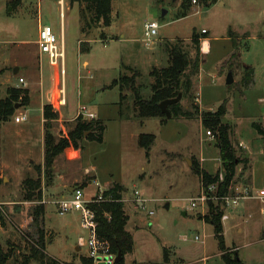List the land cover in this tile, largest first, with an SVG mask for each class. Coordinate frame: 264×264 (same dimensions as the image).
<instances>
[{"label":"rangeland","instance_id":"1","mask_svg":"<svg viewBox=\"0 0 264 264\" xmlns=\"http://www.w3.org/2000/svg\"><path fill=\"white\" fill-rule=\"evenodd\" d=\"M184 13L187 16L178 18ZM153 21L160 28L147 47L144 25ZM41 25L51 26L58 39L63 38V75L60 66H51L45 60L40 77L36 42ZM204 29L205 35L201 34ZM194 31L200 37V72L192 76L191 94L180 100L193 118H171L165 124L153 118L141 123L132 93L125 90L121 102L119 88H112L111 83L121 74H133L126 68L136 69L140 73L137 83L143 96L149 98L154 81L150 72L168 66L170 46L180 43L195 56ZM102 34L106 41H102ZM206 38L210 42L208 54L202 52ZM81 44L89 45L90 51L80 52ZM85 61L88 66H84ZM230 73L232 85L227 84ZM20 77L31 89L34 107L40 96L34 92L42 82L48 100L65 98V118L86 107L106 125L103 143L83 141L80 149H68L57 158L55 173L65 175L70 187L87 188L92 179L83 173L93 168L91 175L97 177L101 188L109 184L110 188L116 184L123 187L126 230L134 239V250L124 256V264H225L223 253L232 258L237 254L243 264H264V218L258 202L248 200L246 209L239 208L236 216L223 222L222 252L215 228L208 223V210H192L190 201L206 191L194 166L211 174H224L217 137L213 132L208 135L209 129L203 125V114L217 111L224 103L227 114L223 121L231 129L233 149L238 159L248 161L236 168L232 194L242 193L249 184L253 188V183L246 182L252 161L253 190L264 186V135L254 127L257 123L264 132V0H220L210 6L194 4L193 0H168L164 5L157 0H114L109 27L96 20L88 4L73 0H0V99L7 97L11 87L25 88ZM33 122L38 128L37 120ZM75 122L62 119L54 123L52 132L57 139L65 137ZM11 128L0 131L2 161L10 176L0 170L5 178H0V211L5 222L0 229L1 246L6 251L12 247L14 257L19 259L29 255V246L39 238L34 211L43 206L48 258L81 264L82 258H88V250L77 251L79 238L87 237L88 232L81 227L80 214L57 212L52 203L60 199V194L48 189L44 175L42 199L24 201L22 183L31 176L22 173L26 169L23 163L29 156L38 162L41 153L37 145H33L34 155L25 145L19 148L18 128ZM141 134L156 136L148 156L139 146ZM32 172L36 179L38 171ZM136 191L147 200L144 208L133 203ZM243 205L244 201L240 207ZM30 264L40 263L34 260Z\"/></svg>","mask_w":264,"mask_h":264},{"label":"trees","instance_id":"2","mask_svg":"<svg viewBox=\"0 0 264 264\" xmlns=\"http://www.w3.org/2000/svg\"><path fill=\"white\" fill-rule=\"evenodd\" d=\"M80 4H88L95 12L96 20L103 22L105 27H109L112 24V11L114 0H73ZM196 4L210 6L217 4L220 0H195ZM158 4L164 5L168 0H157ZM83 16V15H82ZM187 16L184 13L180 17ZM84 17V16H83ZM85 18V17H84ZM207 33H203L205 35ZM231 34L233 45L237 48L234 35ZM104 39V35H101ZM192 41L196 47V54L192 57L185 49L176 43L168 48L169 61L168 66L165 68H153L150 72V76L153 78L151 84V96L145 98L142 94V87L138 85L137 78L140 73L133 68H126L127 71L132 72L131 76L121 74L118 79H115L111 87L119 88L121 95V102L125 99L123 92L130 91L133 95V106L136 113V117L139 120L145 119H159L162 124L168 122V118L162 113L160 104L169 99H175L180 94L182 96H189L192 90V76L197 75L200 72L201 55H200V37L193 32ZM87 48V49H86ZM81 51H90V46L83 47L81 44ZM235 56V54L233 55ZM188 72H190L188 74ZM251 80V79H250ZM120 102V105H121ZM30 104V95L27 89L11 87L7 90V97L0 99V124L10 121L16 114V105L27 106ZM198 110L197 107H194ZM55 108L52 105L45 106L44 117L45 123V157L44 165L37 166L36 170L39 176L35 179L32 177L26 178L22 183V190L24 194V201H40L42 199V187L44 175L47 180V186H49L55 177V162L56 159L66 152L68 149L73 148L75 150L80 149L83 141L99 142L103 143L106 125L100 120H86L83 117H79L76 121V125L71 129L65 137L57 139L53 134L52 129L54 122L59 119V115L54 111ZM169 110L173 119L177 118H193L194 114L191 111L183 109L180 102L169 106ZM196 111L195 113H197ZM227 114L225 103L219 107L215 112H205L203 114V125L209 129L217 137V147L220 152V159L224 169L223 181L220 180V174H209L207 171L201 170L198 166H194V169L201 178V183L204 188H208L210 185H217V195L223 196L232 194V187L234 185V179L236 176L237 166L248 161L244 159L241 161L237 158L236 152L233 149L231 143V129L224 123V118ZM121 117L123 118V110L121 109ZM254 127L259 131L260 135H264L260 125L255 123ZM156 142V136L153 134H141L139 136V146L146 151V156L149 155L152 146ZM2 179H0V185ZM83 188V187H82ZM123 187L120 185H114L105 193V196H113L118 201L112 203H103L94 205L92 208L97 212L98 217V234L100 238L107 241L111 245L112 252L118 254L122 251L123 257L133 252L134 239L133 236L126 230L128 223V217L125 212L124 202L122 199ZM34 225L37 229V235L39 236L37 243L31 244L30 253L22 257V259L14 257V249L10 247L7 251L0 244V264H30L31 261H39L40 264H69L61 263L54 259H49L46 254L45 234L42 229L44 223L45 209L43 206H37L34 211ZM4 214L0 211V229L5 226ZM108 215L109 217H106ZM208 223H211L216 232V237L220 242L221 250L224 252V228L222 222V216L224 210L220 202L208 203ZM223 262L225 264H243L237 257L228 256L226 253L222 255ZM81 264H94L89 258H82ZM119 264H124V258Z\"/></svg>","mask_w":264,"mask_h":264},{"label":"built area","instance_id":"3","mask_svg":"<svg viewBox=\"0 0 264 264\" xmlns=\"http://www.w3.org/2000/svg\"><path fill=\"white\" fill-rule=\"evenodd\" d=\"M196 4V1L193 0ZM160 25L158 22H147L144 25V42L147 47L153 44V37L158 34ZM207 33L206 30L202 31ZM39 50L42 54L46 55L51 66H60L62 75L65 72V60L66 52L63 39L55 35L53 29L49 25H42L39 30L38 41ZM206 44V43H204ZM205 45L202 46V52L208 54L205 50ZM20 83L25 85V80L20 79ZM65 104V100L62 101ZM79 117H83L86 120H95L96 115L88 110L86 107H81L79 111ZM27 118L25 116L16 118V122L20 123L25 121ZM211 135V132H208ZM88 173V172H87ZM223 175L220 176V180L223 181ZM94 186L98 187L93 195H88L85 188L76 187L73 192L68 197L60 198L52 203L57 212L60 215H68L72 213H78L81 216V227L88 232L87 237H80L78 246L83 249L88 250L87 257L93 261L94 264H99L101 262L107 264H115L116 255L112 252L111 245L109 242L104 241L100 238L98 234V217L97 212L92 208L94 205H99L103 203H112L118 201L113 196H105V193L109 189L101 188L99 183L94 180ZM218 187L213 184L210 185L206 191L203 190L202 194L194 199H191V209H196L198 207L203 208V210H208L209 202H220L222 209L224 210V215L222 216V222H227L230 219V214L240 207L243 201L253 200L259 203L260 213L264 218V187L252 191L249 188L244 189L242 193L237 195L227 194L223 196L217 195ZM135 198L133 203H138V205L144 208L147 203L146 199L141 198L138 191L134 193ZM122 202H124L122 195ZM46 201H44L45 203ZM150 215H153L151 212ZM106 217H109L106 215Z\"/></svg>","mask_w":264,"mask_h":264},{"label":"crops","instance_id":"4","mask_svg":"<svg viewBox=\"0 0 264 264\" xmlns=\"http://www.w3.org/2000/svg\"><path fill=\"white\" fill-rule=\"evenodd\" d=\"M41 26L39 27V30H40ZM201 34H202V32H201ZM205 40H206V44H205V47L204 48L209 53V51H210V42H209V40L207 38ZM207 40H208V43H209L208 45H207ZM102 41H106L105 38L102 39ZM80 52H82L81 51V46H80ZM204 54H206V53H204ZM45 57L46 56H44V54H42L40 52V50H39V62H40L39 63L40 64V66H39V72H40V77H41V72H42V62L45 61V60H48V58L46 57V59H45ZM84 66H88V62L87 61L84 62ZM21 78L24 79L25 80V83H26L25 85H23L25 87L23 89H27L29 91L30 104L27 105V106H19V108L16 109V117L14 116L10 121L1 123L0 124V131L1 130L10 131V129H14V128H11V127H15V129L18 128L17 131H16V133H17V135L20 138L19 139V143H18V145H20L19 148H21V145H25L26 147H28V150H29L30 155H34L33 154V152H34L33 145H37V147L39 148L40 153H41L40 160H38V162H35L37 159H33L32 156H29L25 160V163L26 162H29L30 163L29 166L28 167H24L25 163H23V168H26V169H24V171L22 173H25L27 175V177L28 176H31L32 177V173H33L32 171H34L37 166H39V165L43 166L44 165V157H45V123H46V120H45V117H44L45 106L46 105H52L55 108L54 111L57 112L58 114H60V119H58L54 123H56L58 121H62V119L66 120L68 122L77 121L78 115H79V111H80L81 107H79L77 109L76 113L72 117L65 118L63 116V113H62L63 108L67 106V103H66L65 98H62L59 101H57L55 99L54 100H48L47 99V96H46V92L44 91V89L42 87V82H41V88L39 89V91L38 90H35V92H34L36 94H40V96L38 98L39 101L36 104L37 107H34L33 106L34 105L33 104L34 101H33V97H32L33 95H32L31 89H29V87H26L27 86V81H26V79L24 77H20L19 78V82H20V79ZM42 80L40 78V81H42ZM18 88H20V87L18 86ZM63 100H65V104L62 103ZM21 109L24 110L23 111L24 113L18 115L17 112H19V110H21ZM92 113H94V112H92ZM22 116H25L27 119L25 121H23V122H20V123L16 122V118H19V117H22ZM30 119H32V120L29 123V120ZM34 119H36L37 122H38V124H39L38 128H35V123L33 122ZM96 119H97V115H96ZM140 121H141V123H144V120H140ZM22 123H29V124H27V125H25L23 127L22 126ZM160 123H161V121H160ZM75 125H76V122H75ZM75 125H74V127H75ZM34 129H36V131H38L37 134H35ZM0 146H1V143H0ZM34 165H36V166H34ZM250 166H251L250 167V172L248 173V176L246 177V182L248 181V182L253 183V188H254L255 183L252 180L253 179V174H252L253 173V161L250 162ZM54 169L55 170L57 169L56 162H55ZM0 170L3 172V174L6 173V176H9L8 173H7V171H6L5 164L2 161V149H1V147H0ZM93 171H94L93 168L92 169L86 168L85 169V172L83 173L84 175H87V174L90 175L91 176V179H92V181H91L92 183L91 184H88L87 185V188H85V191L87 192L88 195H93L95 193V191H96V188H94L95 186H94L93 182H94V180L97 181V177L95 175H91ZM55 174L56 175L54 177V181L48 186V189L50 191L54 192V194H60V198L70 196V194L73 192V190L76 188V186L75 187L68 186L66 184V182H65L66 181V179L64 177L65 175H61V174H57V173H55ZM209 174H211V173H209ZM263 174H264V172H263ZM212 175H215V174H212ZM0 178H4V176L0 175ZM82 178L83 177H80V179H82ZM80 179L75 178V181H79ZM68 181H71V178ZM263 184H264V179H263ZM116 185H118V184H116ZM110 186H111V184H109L105 188L106 189H110ZM263 187L264 186H261V188H263ZM65 188H66V193L64 192ZM246 188L252 189V191L255 190V189L253 190V188L251 187L250 184L247 185V186H244L243 189H246ZM126 190L127 189L125 188L124 191H126ZM246 207H248V201H244V205L241 206V207H239V208L246 209ZM239 208H237L236 210H238ZM235 211L230 214V219L228 221H230L234 216H236L235 215ZM149 224H152V222L149 223ZM81 250L82 249L78 246L77 251H81Z\"/></svg>","mask_w":264,"mask_h":264},{"label":"water","instance_id":"5","mask_svg":"<svg viewBox=\"0 0 264 264\" xmlns=\"http://www.w3.org/2000/svg\"><path fill=\"white\" fill-rule=\"evenodd\" d=\"M174 1H176V0H173V2H174ZM166 14H167V12L164 11L163 15H166ZM16 72H17V71H15V73H16ZM233 82H234V81H233V76H232V74L230 73L229 78H228V80H227V84H228V85H232ZM181 98H182V94H180V95H179L177 98H175V99L165 100V101H163V102L160 104V108H161L162 113L165 114L166 117H167L168 119H171V118H172V114H171V112H170V110H169V106H171V105H173V104H176V103L180 102ZM19 106H20V105H16V109H18ZM123 258H124V257H123V253H122V251H119L118 254L116 255L115 264H119V263L123 260ZM71 264H73V263H71ZM99 264H107V263L101 262V263H99Z\"/></svg>","mask_w":264,"mask_h":264},{"label":"bare ground","instance_id":"6","mask_svg":"<svg viewBox=\"0 0 264 264\" xmlns=\"http://www.w3.org/2000/svg\"><path fill=\"white\" fill-rule=\"evenodd\" d=\"M207 46V45H206Z\"/></svg>","mask_w":264,"mask_h":264}]
</instances>
